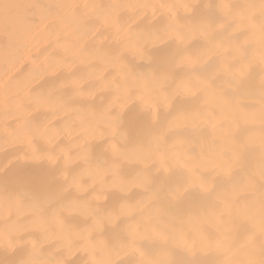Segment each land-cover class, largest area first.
Returning a JSON list of instances; mask_svg holds the SVG:
<instances>
[{
    "label": "snow or ice",
    "instance_id": "obj_1",
    "mask_svg": "<svg viewBox=\"0 0 264 264\" xmlns=\"http://www.w3.org/2000/svg\"><path fill=\"white\" fill-rule=\"evenodd\" d=\"M195 6L192 0L172 3L112 0L105 4L0 0V27L5 33L35 31L37 36L48 40V46L42 49L43 59L35 57L26 74L20 71L11 77L15 85L6 81L0 88L4 115L15 121L10 133L8 123H5V140L14 137L15 142L24 147V155L37 162L47 160L55 166L63 157V168L52 180L62 181L63 191L87 192L89 185L84 181L89 178L93 184L101 186L93 199H105L102 193L106 188L127 193L133 188L151 185L153 177L142 170L134 177L125 178L118 165L109 170L88 164L91 158L89 137L93 140L112 137L110 148L113 155L127 159L119 146L127 139L126 134L120 132L124 113L133 106L142 113H152L155 109V116L145 129L144 141L131 149L129 155L141 161L144 169L156 165L157 174L161 171L167 174L174 168L182 170V188L164 193L161 184L149 197V202L168 198L175 201L192 187L206 191L209 183L206 173L229 172L241 152L253 143L252 137L245 142L237 140L241 125L247 123L253 114L230 104L224 90L214 82L222 80L233 91H239L252 68L259 64L261 74L257 94L261 151L257 174L264 180V24L259 29L258 51L254 56L248 59L238 57L235 53L240 52L239 46H235L234 54L228 56L226 53L231 46L220 41L213 44L210 39L217 31L210 18L197 22L187 19ZM249 7L253 8V15L258 13L264 17V0ZM213 8L228 22L238 18L237 27H242L245 17L235 11L232 0H220L214 6H205V9ZM150 10L151 19L148 18ZM157 11L164 18L159 23L156 22ZM66 20H71V28L65 24ZM218 27L223 29L225 24ZM197 39L202 40L204 46L192 50L190 46ZM166 44H172V47L165 57L152 55L154 49ZM133 60L146 61L149 70L137 71ZM9 71H5V77ZM178 100L199 102L178 104ZM219 105L223 108L217 111ZM162 110L166 117L163 122ZM41 113L42 120L33 118ZM209 127L214 131L211 143L201 138L199 152H194L192 142L183 133L189 130L199 132ZM225 144L227 151L214 147ZM226 153H231L230 158ZM77 161H83L87 166L70 174ZM11 163L5 162L4 170ZM109 174L112 181L105 185L104 177ZM0 204L6 208L21 207L19 198L13 201L7 195L0 196ZM45 204L46 201H33L31 227L57 236L69 255L86 252L88 264H119L121 256L133 252L139 254L137 264H172L167 252L146 254L140 248V242L146 239L171 241L190 251L198 243L197 239H189L184 232L172 228L170 219L162 218L167 216L162 205L129 225L126 238L109 242L94 234L103 231V224L111 219L110 215L101 214L91 225L78 228L67 222L60 212L51 217L40 215ZM90 206L91 201L74 200L63 211L70 216L77 211H91ZM250 210L258 216L260 230L264 232V194L259 198L257 208L236 209L240 214ZM134 211V207L127 203L119 208L120 215L131 216ZM232 211L231 203L226 201L217 219L223 222L222 217L231 215ZM53 225L56 231L49 233ZM24 230L27 229L19 224L0 229V245H11L13 236ZM199 242L202 245L210 243L203 235ZM214 243L220 248L223 242L217 240ZM261 255L264 257V248ZM23 264H70V261L29 258ZM249 264H264V259Z\"/></svg>",
    "mask_w": 264,
    "mask_h": 264
},
{
    "label": "bare ground",
    "instance_id": "obj_2",
    "mask_svg": "<svg viewBox=\"0 0 264 264\" xmlns=\"http://www.w3.org/2000/svg\"><path fill=\"white\" fill-rule=\"evenodd\" d=\"M38 3H98L105 4L112 0H35ZM147 3H172L181 0H144ZM195 2L191 15L187 19L197 22L203 18H210L217 31L210 37L213 44L220 41L225 46H231L226 55L234 54L235 46L240 47V52L235 53L238 57L248 59L258 51L259 29L264 24V17L258 13L253 15V8L258 0H232L235 11L242 13L245 19L242 27L238 28V18L226 21L215 9H205L206 5H216L220 0H192ZM80 11V10H78ZM148 18H152L151 10ZM156 22H162L163 17L160 12H156ZM184 18V17H182ZM224 23L225 27L218 26ZM65 24L69 28L72 26L71 20H66ZM143 26V25H141ZM43 26H41V29ZM48 46L45 37L37 36L35 31L29 33L21 30L18 33H5L0 27V88L8 81L15 85L11 77L17 72L23 71L25 74L32 67V61L39 56L43 59L42 49ZM204 42L200 39L194 40L190 48L195 50L203 47ZM172 44L163 45L152 51V55L157 58L165 57ZM215 61V58H214ZM39 63V61H37ZM133 66L137 71L147 72L150 65L146 61L133 60ZM9 75L5 77V71L9 70ZM88 70V69H84ZM197 71H200L197 68ZM206 71V70H205ZM23 74V73H22ZM261 66L256 64L251 75L240 86L239 91H233L231 87L223 83L222 80L214 82L217 87L224 90V95L230 104L238 106L243 112L253 114L247 123L241 125L237 133V140L245 142L252 137L253 143L241 152L238 160L232 163L231 170L227 173L217 174L215 171L206 173L209 177L207 190L200 187H192L186 192H182L175 201L151 200L149 197L157 187L163 185L162 191L175 192L177 188L183 187V172L179 168L171 169L165 174L163 171L156 173V165H151L144 169L141 161L129 155L138 143L145 139L144 132L154 118L156 110L153 112H140L135 106L128 109L123 117L120 132L125 133L127 139L119 146L122 152L128 156L127 159L118 158L113 155L110 148L112 137L105 136L102 139L93 140L91 143V158L87 162L93 166L109 169L119 166V172L125 178H131L140 171H147L153 177V183L143 188H133L130 192L124 193L116 188H106L102 195L105 199L95 200L94 194L100 192V185L93 184L92 180L86 178L84 183L89 185L87 192H77L75 189L63 191V184L60 180L53 181L54 176H58L63 168V157L51 166L47 160L34 161L24 155V147L15 142L14 137L5 140V123H8V132L15 127L12 118L5 117L4 106L0 103V196L7 195L9 199L20 200L21 207L6 208L0 204V229L11 224L23 225L27 230L20 231L13 236L11 245L5 243L0 245V264H23L26 259L34 258L37 261H52L65 259L70 264H88L89 257L86 252H75L69 255L63 247V242L57 236L42 233L31 227L34 216L30 211L33 201H46L42 216L51 217L60 212L66 221L84 228L91 225L94 218L104 214L110 215L111 219L103 224V231L94 235H101L109 242H115L118 238H126V230L133 222L142 217L152 214L158 206H164L167 216L170 219L172 228L184 232L189 239H197L198 243L190 251L180 244L167 243L162 240L146 239L140 242V248L146 254L155 255L167 252L172 264H249L250 261L259 262L264 259L261 249L264 248V232L260 230L258 216L251 210L245 214H240L236 209H254L258 207V200L264 194V180L257 174L260 161L259 138L261 135V124L258 116V94L259 77ZM47 82H45L46 84ZM44 86V85H41ZM235 86V85H234ZM199 101H177L178 104L198 103ZM223 105L217 107L220 111ZM39 121L43 119V114H36L33 117ZM166 119L163 110L161 111V121ZM223 119V118H221ZM191 142L193 151L199 152V141L201 138L211 143L214 131L211 127L202 129L199 132L186 131L183 133ZM63 143V141H62ZM221 150L227 151L228 146L216 145ZM230 158L231 153H226ZM225 157V159H227ZM12 161L11 166L4 170V164ZM87 165L83 161H77L70 169L71 173L79 172ZM112 181L109 174L104 177V184L108 185ZM74 200L91 201V211H77L70 216L63 209L70 206ZM231 203L233 211L231 215H224L223 222L217 219V214L225 206V202ZM127 203L134 207L133 215H120L119 208ZM55 226H50L49 233H55ZM201 235L210 242L202 245L199 242ZM221 240L222 247L217 248L215 241ZM138 253H131L121 256L119 264H137Z\"/></svg>",
    "mask_w": 264,
    "mask_h": 264
}]
</instances>
